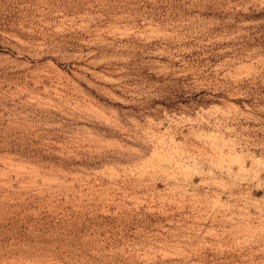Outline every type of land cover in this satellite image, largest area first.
Masks as SVG:
<instances>
[{"label": "rangeland", "instance_id": "374dc122", "mask_svg": "<svg viewBox=\"0 0 264 264\" xmlns=\"http://www.w3.org/2000/svg\"><path fill=\"white\" fill-rule=\"evenodd\" d=\"M0 264H264V0H0Z\"/></svg>", "mask_w": 264, "mask_h": 264}]
</instances>
